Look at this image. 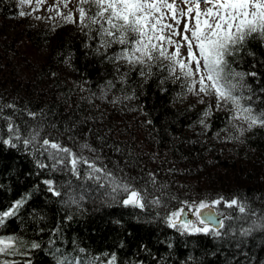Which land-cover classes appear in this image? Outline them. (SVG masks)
<instances>
[{"label": "trees", "instance_id": "1", "mask_svg": "<svg viewBox=\"0 0 264 264\" xmlns=\"http://www.w3.org/2000/svg\"><path fill=\"white\" fill-rule=\"evenodd\" d=\"M20 11L19 0H0V106H16L5 107L2 115L12 117L22 136L36 128L41 143L47 137L78 156L100 157L98 166L136 177L135 186L146 187L147 198L160 197L162 203L143 210L124 207L123 195L112 200L104 195L105 189L85 179L86 165H79L78 179L67 162L54 169L46 153L42 156L31 146L25 149L22 142L16 148L0 143V213L27 197L17 214L0 226V236L40 244L22 249L25 256L8 258L20 264H57L58 257L67 255L81 264L93 258L107 264L114 254L116 264H264V231L242 236L254 217L238 218V209L216 206L222 216L232 217L225 220L220 236L182 232L169 227L166 219L184 207L182 201L211 202L219 197L246 199L258 216L264 213V128L228 140L239 133L229 126V113L216 110V100L201 104L192 94L178 96L182 89L171 81L162 92L156 77L145 83L136 71L121 83L120 74L128 67L121 64L117 73L115 64L97 54L98 40L86 35L88 30H81L78 20L68 24L56 17L38 25L26 21ZM248 48L255 56L242 52L230 61L236 71L256 73L245 76L251 93L244 94L252 95V106L260 111L264 46L254 41ZM118 49L113 45L110 51ZM108 81L115 86L104 96ZM133 91L135 99H123ZM116 99L119 102L113 103ZM209 105L213 114L205 131L198 121ZM27 112L36 113L35 119ZM0 136L8 138L4 119ZM38 162L48 167L40 168ZM149 173L155 176V186ZM46 180L60 196L48 190ZM73 198L79 203H71Z\"/></svg>", "mask_w": 264, "mask_h": 264}, {"label": "snow or ice", "instance_id": "2", "mask_svg": "<svg viewBox=\"0 0 264 264\" xmlns=\"http://www.w3.org/2000/svg\"><path fill=\"white\" fill-rule=\"evenodd\" d=\"M19 2L22 5L31 4L32 0ZM45 2L46 0H35L36 7L33 11H37ZM69 2L70 0H56V4L48 9L49 12H55V16H49L47 19L55 20L59 17L63 23H77L71 10L66 14L61 11V5L68 8ZM76 10L79 13L78 24L81 30L87 29L85 34L98 40L97 54L115 64L117 73L121 72V64L128 67V72L120 74L121 83H127L130 72L136 71L145 83L156 77L162 92L167 90L163 85L171 81L179 83L182 89L178 96L192 94L201 97V104L204 103L203 97L215 96L216 110L227 111L229 126L239 133L238 136L229 135L226 138L228 140L239 139L245 132L254 128H264V110L257 111L252 106V95L244 94L245 90L251 93V88L244 83L245 76H256V73L236 71L230 61V58H235L242 52L255 56L248 48L249 42L259 41L264 46V0H78ZM19 15L23 17L31 13L20 11ZM35 18L44 19L41 16ZM113 45H119V49L110 51ZM114 86L108 81L105 88H102V95L106 96L107 90ZM135 98V91L123 97L124 100ZM246 101L249 103H245ZM112 102L118 103L119 99ZM5 107L15 110L16 106H0V119L7 121L8 133L7 139L0 136V143L16 148L17 144L22 142L25 149L31 146L42 156L46 153L54 169L67 162L71 165L72 174L78 179L79 165H86L85 179L94 181L99 189H105L104 195L112 200L123 195L120 203L124 207L143 210L148 205H161L160 197L154 196L149 200L147 188L140 189L135 186L136 177L128 176L127 173L119 176L107 166H98V156L93 160L78 156L70 148L47 137L43 138L41 143V132L36 128H33L28 136H22L19 125L12 117L2 115ZM212 114L213 108L209 105L198 121L205 131L211 127L207 120ZM27 115L35 119L37 114L27 112ZM234 121H241L247 127L238 126ZM147 123L151 124L152 121L148 120ZM224 131H227V128ZM81 147L91 152L96 151L88 144ZM38 167L45 168L48 165L38 162ZM148 175L150 182L155 186V176L152 173ZM44 183L53 195H61L53 187L51 180ZM26 201L27 197L22 198L9 210L0 213V226H3L9 217L15 216ZM70 202L79 203L74 198ZM181 203L184 207L170 212L166 219L169 227L178 228L182 232L220 236V230L225 228V220L232 219L231 216H222L215 211L216 206L222 203L226 208L238 209L241 214L238 218L254 217L250 226L241 230L242 236L264 231V213L258 216L257 211L251 209L246 199L234 197L225 200L219 197L211 202L201 200L199 203ZM185 208L196 217V222L184 218ZM68 219H71V216ZM39 247L38 242L28 244L15 235L0 236V264H20L8 257L25 256L28 253L22 249ZM84 251L80 249L81 253ZM97 261L98 258H93L87 264H97ZM23 264L31 262L24 261ZM57 264H81V261L76 257L62 255L57 258ZM107 264H116L114 254Z\"/></svg>", "mask_w": 264, "mask_h": 264}, {"label": "rangeland", "instance_id": "3", "mask_svg": "<svg viewBox=\"0 0 264 264\" xmlns=\"http://www.w3.org/2000/svg\"><path fill=\"white\" fill-rule=\"evenodd\" d=\"M56 4V0H46V2L41 5L39 7V9L37 11H33V8L36 7L35 5V0H32V3L31 4H24L22 5L21 4V10L26 12V13H31V15H26L25 17V20L26 21H29V23H32V24H43V23H50L54 20H48L47 17L49 16H55V12H49L48 9L50 6H53ZM77 5H78V0H70L69 4H68V8H64L62 5H61V11H65V10H71L76 19L78 20L79 18V13L77 12ZM36 16H41V17H44V19H41V20H37L35 17ZM7 28V30H10L12 33H15V30L16 29H13V28H10L8 27V25H6L5 29ZM19 32V30H18ZM194 97V99H196L197 101H199L201 99V97H198V96H195V95H192ZM204 101H207V100H211V101H215V96H209V97H203ZM240 122V121H239ZM247 126V125H246ZM195 222V221H193ZM198 226H201L202 225H199Z\"/></svg>", "mask_w": 264, "mask_h": 264}, {"label": "water", "instance_id": "4", "mask_svg": "<svg viewBox=\"0 0 264 264\" xmlns=\"http://www.w3.org/2000/svg\"><path fill=\"white\" fill-rule=\"evenodd\" d=\"M205 211H208V210L205 209ZM215 211L218 213V211L216 209H215ZM185 212H186V216L184 217L185 219H188V220H191V221H195L196 222V217L194 215H192L191 212H187V209H185ZM218 214H220V213H218Z\"/></svg>", "mask_w": 264, "mask_h": 264}]
</instances>
